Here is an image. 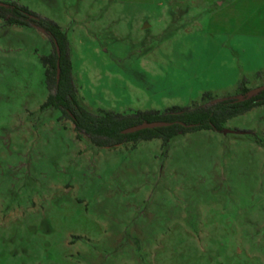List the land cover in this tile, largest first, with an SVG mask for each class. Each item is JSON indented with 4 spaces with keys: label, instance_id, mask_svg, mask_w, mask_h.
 <instances>
[{
    "label": "rangeland",
    "instance_id": "374dc122",
    "mask_svg": "<svg viewBox=\"0 0 264 264\" xmlns=\"http://www.w3.org/2000/svg\"><path fill=\"white\" fill-rule=\"evenodd\" d=\"M0 2L59 26L92 114H162L264 88V11L228 20L225 2L208 0ZM51 53L41 30L0 19V264H264V106L164 145L97 147L41 109Z\"/></svg>",
    "mask_w": 264,
    "mask_h": 264
},
{
    "label": "trees",
    "instance_id": "16d2710c",
    "mask_svg": "<svg viewBox=\"0 0 264 264\" xmlns=\"http://www.w3.org/2000/svg\"><path fill=\"white\" fill-rule=\"evenodd\" d=\"M0 19L8 25L36 27L46 35L52 46V53L49 57L42 59L48 94L41 109L60 110L63 117L70 120L74 131L86 136L89 142L97 147H113L127 141L151 139H160L164 145L169 139L188 132L221 131L222 125L227 120L253 108L264 106V88H262L251 93L243 89L239 98L221 100L193 109L168 108L162 114L157 111L136 112L129 116H121L110 111L92 114L84 109L76 99L70 74L67 40L59 26L12 2H4V5L0 6ZM56 62L59 67L57 81L55 78ZM154 121L168 125L143 129L130 134L123 132L130 126Z\"/></svg>",
    "mask_w": 264,
    "mask_h": 264
},
{
    "label": "crops",
    "instance_id": "0c3cea01",
    "mask_svg": "<svg viewBox=\"0 0 264 264\" xmlns=\"http://www.w3.org/2000/svg\"><path fill=\"white\" fill-rule=\"evenodd\" d=\"M208 2L218 8L225 2L224 7L228 11V20L240 19V13L244 11H264V0H208Z\"/></svg>",
    "mask_w": 264,
    "mask_h": 264
},
{
    "label": "water",
    "instance_id": "95a60500",
    "mask_svg": "<svg viewBox=\"0 0 264 264\" xmlns=\"http://www.w3.org/2000/svg\"><path fill=\"white\" fill-rule=\"evenodd\" d=\"M4 3L0 2V6H3ZM56 54L58 55V49L56 48ZM58 75H59V67H58V62H56V72H55V78L56 81L58 80ZM167 123L164 122H159V121H154V122H142L137 125L130 126L126 128L123 132L128 134V133H133L135 131L143 130V129H151V128H157V127H163L167 126Z\"/></svg>",
    "mask_w": 264,
    "mask_h": 264
}]
</instances>
